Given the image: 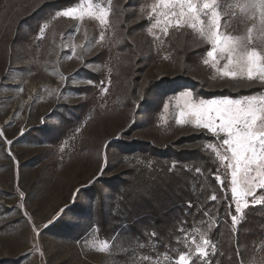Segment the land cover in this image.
Here are the masks:
<instances>
[{
  "label": "rangeland",
  "instance_id": "rangeland-1",
  "mask_svg": "<svg viewBox=\"0 0 264 264\" xmlns=\"http://www.w3.org/2000/svg\"><path fill=\"white\" fill-rule=\"evenodd\" d=\"M75 2L49 11L37 30L23 23L13 37L0 35V130L5 137L0 139V264H149L144 257H153L151 264H175L178 256L154 255L151 244L132 241L122 230L103 239L99 228L85 218L91 211L85 191L102 175L108 156L115 163L108 177L143 163L136 154L120 159L111 146L122 137L162 146L194 133L211 137L190 125L177 124L176 101L167 97L183 89L198 95L201 90L221 93L244 86L261 91V86L235 84L203 64L210 46L190 28H169L167 35L159 28L149 30L155 23L148 19L155 0H111L110 4L93 0L94 5L111 8L108 24L103 26L87 18L77 22L55 17L58 9ZM242 2L220 0L225 12L237 14L232 17L233 25L239 15L236 5ZM127 40L143 49L139 57L144 62L134 60ZM172 40H185L198 53L184 64ZM164 77L179 81L176 89L166 93L162 107L144 128L130 130L137 112L145 110L128 105L125 94L131 80L144 83ZM89 80L96 81V86ZM101 81L107 83V93L100 92ZM194 82L201 87H194ZM210 140L203 142L202 148L223 172L218 159L205 147ZM225 193L230 196V190ZM255 194L264 198V189L256 188ZM243 213L244 218L234 227L237 230L249 217H264V205H250ZM212 226V222H203L188 235L208 237ZM104 241L108 250L101 253L98 249ZM249 245L250 264H264V237L256 235Z\"/></svg>",
  "mask_w": 264,
  "mask_h": 264
},
{
  "label": "trees",
  "instance_id": "trees-1",
  "mask_svg": "<svg viewBox=\"0 0 264 264\" xmlns=\"http://www.w3.org/2000/svg\"><path fill=\"white\" fill-rule=\"evenodd\" d=\"M72 1L75 0H0V35L4 39L13 37L15 30H20L23 23L37 30L49 11L53 12ZM124 29H127L128 34L127 25ZM171 43L176 53L184 58V64L185 59L198 53L185 40H172ZM125 44L133 53L134 60L145 61L139 57L144 53L142 48H135L129 40ZM133 80L125 94L130 102L128 105L145 110L137 112L130 130L144 128L154 112L162 107L166 93L174 91L179 82L168 77L144 83L139 79ZM196 84L194 87H201ZM202 91L198 95L210 99L249 95L259 89H245L244 86L237 90L226 89L221 93ZM209 138L204 133H194L162 146L153 141L138 138L129 141L122 137L120 142L111 146L119 152L120 159L125 154H136L143 163L126 167L117 175L108 177L107 174L115 167L108 156L102 175L85 191L91 204V211L85 218L88 217L92 227L99 228L105 240L122 230L129 234L132 241L151 244L154 248L152 254L168 252L172 257H177L179 250H184L183 244L178 243V239L182 240L183 237L178 231L181 222H185L183 227L189 231L203 222H212L208 238L213 240L217 249V255L211 257L214 264H236L237 241L241 254L248 260L249 244L256 235L261 239L264 237V217H249L238 230L232 227L231 219L226 214L227 201L221 199L228 194L213 176L217 164L212 155L202 148L203 142ZM213 194L218 197L216 201L210 199ZM189 201L191 207H188ZM205 211L208 216H205ZM152 232L156 233L155 237L150 235Z\"/></svg>",
  "mask_w": 264,
  "mask_h": 264
},
{
  "label": "snow or ice",
  "instance_id": "snow-or-ice-1",
  "mask_svg": "<svg viewBox=\"0 0 264 264\" xmlns=\"http://www.w3.org/2000/svg\"><path fill=\"white\" fill-rule=\"evenodd\" d=\"M236 7L239 15L235 25L231 20L237 14L225 12L220 0H155L148 13V19L155 21L149 30L159 28L164 35L168 34L169 28L176 31L185 28L193 30L210 46L204 54L203 64L214 69L219 77L235 84L261 86V91L240 98L207 100L187 89L167 97L169 101H176L179 110L177 124L190 125L213 138L205 147L210 149L223 167V172L217 168L213 176L222 189L230 190V196L225 195L221 199L227 201L226 214L233 228L244 218V209L250 205H264V198H257L255 194L256 188L264 189V0H243ZM110 12V7L94 5L93 0H76L74 4L58 9L55 17L77 22L87 18L103 26L108 24ZM75 34L74 30L71 35ZM155 38L160 39L159 36ZM99 39H104L102 34ZM88 83L96 86L94 80ZM99 90L102 94L107 93L105 81L100 82ZM164 110H167L166 104ZM2 138L5 137L0 130ZM6 143L11 144V141ZM210 199L216 201L218 197L213 194ZM191 206L189 201L188 207ZM204 214L208 216L206 211ZM184 223L181 222L178 228L184 237L183 240L178 239V243L186 247L178 255L175 264H214L211 257L217 255V249L213 240L206 234L198 239L189 237V230L183 227ZM150 235L155 237L156 233ZM98 250L101 253L107 251V242H101ZM235 252L238 257L236 264H250L241 254L238 241ZM162 255L167 256L168 252ZM144 259L151 264L153 257Z\"/></svg>",
  "mask_w": 264,
  "mask_h": 264
},
{
  "label": "bare ground",
  "instance_id": "bare-ground-1",
  "mask_svg": "<svg viewBox=\"0 0 264 264\" xmlns=\"http://www.w3.org/2000/svg\"><path fill=\"white\" fill-rule=\"evenodd\" d=\"M23 134V133H22Z\"/></svg>",
  "mask_w": 264,
  "mask_h": 264
}]
</instances>
